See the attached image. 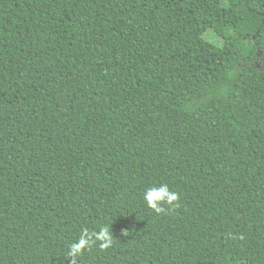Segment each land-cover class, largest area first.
Instances as JSON below:
<instances>
[{"label":"trees","instance_id":"16d2710c","mask_svg":"<svg viewBox=\"0 0 264 264\" xmlns=\"http://www.w3.org/2000/svg\"><path fill=\"white\" fill-rule=\"evenodd\" d=\"M0 264H264V0H0Z\"/></svg>","mask_w":264,"mask_h":264},{"label":"clouds","instance_id":"9594fccd","mask_svg":"<svg viewBox=\"0 0 264 264\" xmlns=\"http://www.w3.org/2000/svg\"><path fill=\"white\" fill-rule=\"evenodd\" d=\"M143 200L146 206L156 213L164 212L165 204L169 206V209L178 206V194L170 190L167 184L147 189L143 195ZM111 233L112 229L110 230L108 226H102L99 231L91 233H89L87 229H84L79 241L70 246L69 254L76 256L81 253L86 246L97 241H99V248L101 250L107 249L112 244Z\"/></svg>","mask_w":264,"mask_h":264},{"label":"rangeland","instance_id":"374dc122","mask_svg":"<svg viewBox=\"0 0 264 264\" xmlns=\"http://www.w3.org/2000/svg\"><path fill=\"white\" fill-rule=\"evenodd\" d=\"M204 38H206L207 40L213 42V43H217L220 44V41L218 39H216L210 32H206L203 36Z\"/></svg>","mask_w":264,"mask_h":264}]
</instances>
